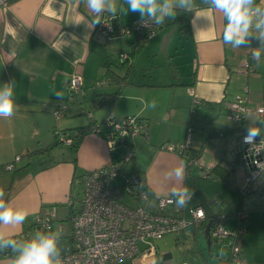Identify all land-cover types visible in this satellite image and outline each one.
I'll list each match as a JSON object with an SVG mask.
<instances>
[{
  "label": "crops",
  "instance_id": "0c3cea01",
  "mask_svg": "<svg viewBox=\"0 0 264 264\" xmlns=\"http://www.w3.org/2000/svg\"><path fill=\"white\" fill-rule=\"evenodd\" d=\"M115 3L117 33L103 35L90 23L94 15L86 0H17L12 4L0 0V85L15 82L16 104L11 117H0V188L4 189L6 204L28 213L20 224H0V239L13 240L23 231H32L33 216L46 214L55 206L52 229L43 234L65 237V251L72 245L71 216L80 207L82 176L89 170L120 162L126 152V146H109L101 134L86 130L89 123L102 122L109 116L135 115L146 125L147 133L146 137L134 139L133 156L122 163L120 175L112 181L115 187L121 185L123 174L137 173L152 194L146 204L150 210L156 208L157 198L172 196L183 187L192 193L205 192L208 198L219 197L229 203L231 211L239 210L236 200L243 199L246 193L249 172L238 157L240 135L250 124L255 127L263 115L257 108L264 106V51L259 62L250 55L251 50L261 47L259 39L254 34L237 49L225 45L223 13L206 10L210 5L203 0H195L191 12L177 7L175 18H166L162 26L145 19L153 25L155 35L151 37L133 29L128 34L121 33V28L131 27L141 18L139 13H121V7L127 8L123 0ZM256 3L264 7L261 0ZM172 26L175 28L166 42V53H159L160 39ZM177 28L187 32L184 49L189 63L185 68L175 67L169 52L171 35ZM121 53L127 54L126 60L121 61ZM245 61L250 62L253 71L244 74L240 68ZM74 73L82 77L77 90L69 85ZM98 81L105 82L97 84ZM56 92H62L63 98ZM237 93L248 96V112L242 123L227 118L225 102ZM99 94H115L116 99L112 105H100ZM153 99L157 107L146 109L145 104ZM58 103H66V110L55 118L53 110ZM79 128H85V132L77 147L63 142L53 144L55 130ZM189 133L190 145L183 154L162 148L168 142H184ZM227 152H237L238 160L231 161ZM17 155L21 159L14 164V170L26 167L20 176H14V170L2 169ZM194 159L209 166L210 171L216 168L215 172L203 177L192 164ZM181 161L187 167L183 179L178 180L174 168ZM234 164L247 169L241 186L229 182ZM224 180L237 192H224ZM78 188L80 197L76 202ZM117 193L127 204H136L118 190ZM197 204L198 199H191L180 211L175 204L165 212L188 217L187 209ZM241 208L243 213V201ZM228 217L233 219L226 220ZM238 219L239 215L226 216L224 224L234 221L226 225L234 227ZM183 233L193 235L189 229ZM36 235L32 233L26 242ZM224 242L223 264L228 259V245ZM144 249L142 245L136 258H127L120 264L157 263L155 250L151 253ZM11 255L1 252L0 264H14L13 256L19 253L13 250Z\"/></svg>",
  "mask_w": 264,
  "mask_h": 264
},
{
  "label": "built area",
  "instance_id": "2783aa9c",
  "mask_svg": "<svg viewBox=\"0 0 264 264\" xmlns=\"http://www.w3.org/2000/svg\"><path fill=\"white\" fill-rule=\"evenodd\" d=\"M144 24L146 26L138 20L131 27L121 28L120 32L128 34L133 29L143 31L145 37H150V33L154 32L153 25L146 20ZM95 30L103 35L116 34L115 17L104 12L101 16V23L95 26ZM252 51L250 52L251 57ZM127 57L126 53L120 54L121 61L126 60ZM240 70L245 74L253 71V67L249 61H245ZM103 82L105 81H98L97 84ZM69 85L72 90L79 89L82 85V77L77 73L72 74L69 78ZM245 90L247 91V89ZM247 103L246 93L234 94L231 99L225 102L227 118L236 123L244 122L248 112ZM262 109V107L257 108V112L262 114ZM65 110L66 103H58L53 110L55 118L63 116ZM91 131L101 134L109 146L125 141L134 142V139L139 135L147 136L142 120L133 115L123 118L109 116L104 121L93 124ZM54 133L57 135V139L63 143L72 144L73 136L69 133H62L59 130H55ZM76 134L77 132H75ZM244 134L245 132L240 135L238 157L249 169L244 188V192H246L264 171V143H261L263 137H257L255 144H245L242 142ZM189 137L190 133L184 142H168L163 144L162 148L183 154L189 148ZM132 156L131 151L126 152L120 162L89 170L82 176L80 207L71 216L72 245L65 252L59 253L62 264H120L127 258H136L141 253L142 245H145L143 252L154 253L155 249L150 240L159 239L166 234L186 231L193 224L204 219V211L200 204L187 209L188 217L165 212L167 208L175 205L172 202V196L157 198L156 208L148 209L146 204L149 202L150 196L143 188V181L137 173L123 174L121 185L115 187L112 181L120 175L122 163L128 162ZM20 159V156H15L14 161L4 164L2 169L14 170V164ZM192 164L204 177L209 175V166L204 165L198 159H194ZM116 189L122 195L130 197L136 204H127L119 199ZM181 209L183 208L178 207V211ZM55 217L56 207L51 206L46 214H38L33 217L32 231H23L12 241L16 244L23 243L31 238L32 233L51 231ZM224 220L225 216L223 215L213 222L209 230V238L212 241H227L228 259L226 264H246L242 250L245 222L239 218L234 227H227ZM164 264L174 263L166 261Z\"/></svg>",
  "mask_w": 264,
  "mask_h": 264
},
{
  "label": "clouds",
  "instance_id": "9594fccd",
  "mask_svg": "<svg viewBox=\"0 0 264 264\" xmlns=\"http://www.w3.org/2000/svg\"><path fill=\"white\" fill-rule=\"evenodd\" d=\"M203 2L210 5L206 10L223 13L226 24L223 28L222 39L225 45H231L233 49L240 48L255 34L261 47L252 51V59L259 62L262 51H264V7L257 4L256 0H203ZM123 3L127 5V8L121 7L120 12L139 13L140 22L144 26H146L145 19L153 20L157 26H162L166 18H175L177 7L188 12L195 8V0H123ZM261 4H264V0H261ZM86 5L94 14L90 22L93 28L101 23V16L105 11L113 18L117 15L115 0H86ZM153 35L155 32L150 33V37ZM14 87L15 82L0 85V117L8 118L14 114L16 107ZM55 95L63 98L62 92H56ZM156 107L157 103L154 99L145 104L146 109ZM257 137H264V128L250 126L245 130L242 142L252 145L255 144ZM261 143H264V139ZM186 167V164L181 161L174 168V175L178 180L183 179ZM4 195V189L0 188V224L22 223L28 213L6 204L3 199ZM192 195L188 187H183L172 193V202L183 208L191 200ZM57 238L58 234L38 233L30 242L22 244L0 239V248L11 246L19 253L14 264H62L59 259Z\"/></svg>",
  "mask_w": 264,
  "mask_h": 264
},
{
  "label": "rangeland",
  "instance_id": "374dc122",
  "mask_svg": "<svg viewBox=\"0 0 264 264\" xmlns=\"http://www.w3.org/2000/svg\"><path fill=\"white\" fill-rule=\"evenodd\" d=\"M173 28L175 27L172 26L170 31ZM186 34L187 32L177 28L173 30L171 35L169 52L172 54V62L177 68H185L189 63V58L184 49L186 48ZM164 36L161 37L158 45L159 53H166L167 45L165 46L166 48H163L162 45ZM172 48H176V51L172 50ZM250 125L252 126V124ZM234 150L236 151V149ZM227 154L230 158L232 157L231 161L236 162L238 160L237 152H227ZM234 165L233 174L229 177V182L231 181L233 184L241 186L247 169L241 164ZM75 194L76 202H78L80 197L79 188ZM128 198L132 200L130 197ZM242 214L248 223L246 233H244L242 238L245 262L246 264H264V174H261L258 180L243 195ZM228 219H233V217H228L226 220ZM233 222L227 221L225 225H231ZM64 224L67 228V233H69L68 220H65ZM183 232L171 233L164 235L160 239L150 240L157 256L156 264H164L171 259L174 264L181 261H187L189 264H223L221 259L226 256V242L210 240L211 242L208 244L203 230L197 231L195 235H184ZM65 244V237L57 238L58 253L65 251ZM128 262L124 264H128Z\"/></svg>",
  "mask_w": 264,
  "mask_h": 264
},
{
  "label": "trees",
  "instance_id": "16d2710c",
  "mask_svg": "<svg viewBox=\"0 0 264 264\" xmlns=\"http://www.w3.org/2000/svg\"><path fill=\"white\" fill-rule=\"evenodd\" d=\"M15 1H17V0H3V3H5V4H12ZM111 78L114 79V81H119L118 78H114L113 75H111ZM123 79H125V78L123 77ZM115 97H116L115 94H99L97 96V101H98V104H100V105H102V104L112 105L113 102L116 99ZM262 108L264 109V106ZM133 116H135V115H133ZM260 121L262 123V127L264 128V111H263V115H262V118H261ZM95 123H99V122H91V123H89V125H87V128L85 127L86 130H88V131H89V129L91 130V126L93 124H95ZM85 128L74 129L73 131L72 130H59V131L62 132V133H69L70 135H72L73 136V142H72L71 145L74 146V147H77V145L79 144V141H80L81 136L85 132ZM75 132H77L76 135H75ZM54 137H55V142L53 144L62 142L61 140L57 139V135L55 133H54ZM263 139H264V137H263ZM115 145H124V146H126V152H130L131 151L132 153H134L133 152L134 142H126L125 141L123 143H119V144H115ZM50 148H51V146L48 147L47 149L50 150ZM32 152H35V151H32ZM126 152L124 154H126ZM122 159H123V157H122ZM25 170H26V167H22L20 169L14 170V172H15L14 173L15 174L14 176H20V175H22ZM215 170H216V168H214L213 170H211L210 171V174L214 173ZM187 177L190 178L189 176H187ZM191 178L193 180H195V177L192 176ZM198 178H201V177H198ZM221 185H223V187H224V192H231V193L237 192V191H234L235 188L232 187V184L231 183H228L226 180L222 181L221 182ZM143 188H145L147 190L149 196L152 195L151 192L149 191V189L146 186H144V184H143ZM191 199H194L195 201H197V199H198V202L200 203V205L204 209V219L202 221L198 222L197 224H193V230H192L193 235H195L197 231H202L203 230V232H204V229L206 228V226H207V224L209 222H212L211 223V226H212L213 225V222L215 220H218L223 215L225 217L226 216L239 215V218L243 219L244 222H245V231H246V226H247L246 218L245 217H241V214H242L241 203H242L243 199H241L240 201H237L236 200V204L237 205H240V206H238V209L240 210V211L238 210V212L231 211L230 210L229 203L227 201H222V199L219 198V197H209L208 198L207 195H206V193L205 192H202L201 193L200 190L193 192V195H192V198ZM191 203L193 204L195 202H191ZM224 203H226V204L224 205ZM181 216H184V215L181 214ZM32 224H33V218H32ZM2 240H4V241L11 240L12 241V239H10V238H2ZM71 243H72V239H71ZM12 251H13V248L11 246L0 248V253L1 252L2 253H6V254H8L10 256H12L11 255ZM16 257L17 256H13V259L15 260ZM225 264H226V262H225Z\"/></svg>",
  "mask_w": 264,
  "mask_h": 264
},
{
  "label": "water",
  "instance_id": "95a60500",
  "mask_svg": "<svg viewBox=\"0 0 264 264\" xmlns=\"http://www.w3.org/2000/svg\"><path fill=\"white\" fill-rule=\"evenodd\" d=\"M2 1H3V0H1V2H2ZM170 34H171V31L168 32V33L166 34V36L163 37V41H162V45H163V46L166 45V42H167V40H168ZM255 127H262V123H261L260 121L257 122V123L255 124ZM262 128H263V127H262ZM260 138H262V137H260ZM211 223H212V222H209V223L207 224L206 228L204 229V235H205L206 238H207V236H208V232H209V229H210V227H211ZM188 229H189V231L192 230L191 227H189ZM208 243H209V240H208Z\"/></svg>",
  "mask_w": 264,
  "mask_h": 264
},
{
  "label": "bare ground",
  "instance_id": "6f19581e",
  "mask_svg": "<svg viewBox=\"0 0 264 264\" xmlns=\"http://www.w3.org/2000/svg\"><path fill=\"white\" fill-rule=\"evenodd\" d=\"M202 208H203V207H202ZM203 211H204V209H203ZM199 220H200V219H199ZM199 220H197V221H199ZM202 220H203V219H202ZM202 220H201V221H202ZM197 223H198V222H197ZM197 223H196V224H197ZM191 228H192V230H193V226H191ZM210 228H211V227H210ZM209 230H210V229H209ZM207 238H208L209 242H211V241H210L211 239L209 238V232H208V236H207ZM209 244H210V243H209Z\"/></svg>",
  "mask_w": 264,
  "mask_h": 264
}]
</instances>
